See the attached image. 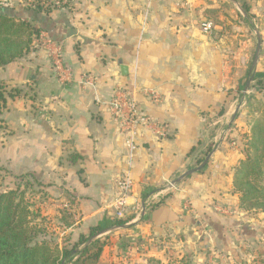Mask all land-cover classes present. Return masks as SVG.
<instances>
[{"label":"crops","instance_id":"crops-1","mask_svg":"<svg viewBox=\"0 0 264 264\" xmlns=\"http://www.w3.org/2000/svg\"><path fill=\"white\" fill-rule=\"evenodd\" d=\"M203 3L71 0L69 9L41 16L36 25L43 32L32 52L0 68V85L23 95L8 98L0 114L7 130L0 138L3 158L13 162L14 175L29 174L50 193L73 196L79 220L70 228V243L92 227L110 226L118 183L133 180L129 203L135 210L120 219L127 228L98 237L106 242L100 264L162 261L152 238L173 236L188 221L190 207L199 217L221 189L232 188L241 154L226 138L203 171L172 186L229 129L236 103L229 90L244 83L234 75L237 59H224L222 41L201 33ZM119 89L134 95L164 136L149 127L139 126L135 134L125 127L111 105ZM73 153L82 159L71 163Z\"/></svg>","mask_w":264,"mask_h":264},{"label":"rangeland","instance_id":"rangeland-1","mask_svg":"<svg viewBox=\"0 0 264 264\" xmlns=\"http://www.w3.org/2000/svg\"><path fill=\"white\" fill-rule=\"evenodd\" d=\"M203 1L198 23L200 31L204 21L213 23V32L206 36L214 41H222L224 59H237L238 68L234 75H237L239 82L244 83H239L236 88L229 90L236 100L234 114L230 115L229 119L233 120L228 130L220 131L217 142L205 147L197 167L201 166L210 154L212 156L216 146L225 138L230 146L241 154V159L230 175L232 188L225 186L224 190L221 189V193L210 199L208 209L199 217H196L190 207L188 221H185L184 227L175 231L173 236L169 233L152 238L153 244L161 248L164 258L162 261H150L162 264H264V212L242 208L240 196L234 187L236 171L247 159L252 127L257 121H264V0ZM55 3V10L71 7V0ZM29 4L31 2L28 0H0V7L22 12L25 17H29L25 13ZM201 33L203 34L202 31ZM259 42L261 50L258 52ZM230 130L232 132L228 134ZM6 135L7 130L0 122V138H5ZM5 151L4 142H0V153L4 154L0 155L2 185L6 189L18 190L25 194V199L33 211L32 222L39 232L38 238H45L60 248L70 243L69 231L72 227L65 225L72 221L76 224L79 220L78 211L70 206L73 197L50 193L29 174L14 175L11 171L13 162L4 159ZM40 184L42 186H39ZM159 206L158 203L151 205L150 211ZM144 209L145 206L143 211ZM141 211V207L137 208L138 214ZM113 219L112 223L120 220L116 215Z\"/></svg>","mask_w":264,"mask_h":264},{"label":"trees","instance_id":"trees-1","mask_svg":"<svg viewBox=\"0 0 264 264\" xmlns=\"http://www.w3.org/2000/svg\"><path fill=\"white\" fill-rule=\"evenodd\" d=\"M25 13L0 7V68L28 55L40 38L41 16H49L57 7L55 2L64 0H28ZM249 15V9H246ZM20 89H7L0 85V114L7 107V99L21 98ZM82 157L70 155V162ZM81 173V171H80ZM39 186H42L41 184ZM234 187L240 196L241 207L264 212V121L252 127L247 159L237 169ZM159 192L157 189L151 193ZM148 194L147 196H149ZM146 196V197H147ZM169 196V195H167ZM73 197V196H72ZM164 201H160L161 205ZM33 211L18 190L6 189L0 176V264H100L106 245L98 236L111 226H124L127 220H116L110 226L92 227L88 236H81L75 244L66 243L62 248L46 239H39L37 227L32 222ZM74 221L66 224L73 227ZM147 264H162L150 261Z\"/></svg>","mask_w":264,"mask_h":264},{"label":"built area","instance_id":"built-area-1","mask_svg":"<svg viewBox=\"0 0 264 264\" xmlns=\"http://www.w3.org/2000/svg\"><path fill=\"white\" fill-rule=\"evenodd\" d=\"M213 28V23L210 21H204L201 24V31L205 35H210L213 32ZM56 59L57 67H59L60 70H63L62 64L60 62L59 50H57ZM147 94L153 97V100L155 101L159 99L158 93L153 90L147 91ZM111 105L113 111L125 124V127L133 134L136 133V130L139 126H144L149 127L151 131L157 135L164 136L165 130L162 128V126L140 112L134 95L129 91L119 89L112 100ZM128 145L131 146V141L128 142ZM133 187V180L129 177L121 178L118 183L119 192L113 203V208L115 210L114 212L118 219H124L135 210V208L129 203L130 194L132 193ZM158 197H160L159 193H155L152 198L155 200Z\"/></svg>","mask_w":264,"mask_h":264},{"label":"water","instance_id":"water-1","mask_svg":"<svg viewBox=\"0 0 264 264\" xmlns=\"http://www.w3.org/2000/svg\"><path fill=\"white\" fill-rule=\"evenodd\" d=\"M261 50V42H259V45H258V52ZM257 60H258V56L256 57V59H255V64H256V62H257ZM210 158H211V154L207 157V159L204 161V163L201 165V166H199V167H197V168H195V169H191V170H189V171H187L186 173H184L182 176H180L178 179H176L173 183H172V186H176V185H179L183 180H185L186 178H188L189 176H191V175H193V174H196V173H198V172H200L207 164H208V162H209V160H210ZM145 210V209H144ZM121 228H127V226L126 225H124V226H114V227H112V228H110L109 230H107V231H110V230H117V229H121ZM107 231H105V232H107ZM101 235V234H100ZM99 235V236H100ZM98 236V237H99Z\"/></svg>","mask_w":264,"mask_h":264}]
</instances>
